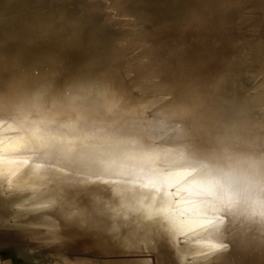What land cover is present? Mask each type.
Returning a JSON list of instances; mask_svg holds the SVG:
<instances>
[{
	"label": "water",
	"instance_id": "water-1",
	"mask_svg": "<svg viewBox=\"0 0 264 264\" xmlns=\"http://www.w3.org/2000/svg\"><path fill=\"white\" fill-rule=\"evenodd\" d=\"M70 9L0 5L37 32L84 29ZM81 35L95 43L0 55V197L32 223L1 242H129L106 264H264V119L238 48L189 75L196 54L181 69L172 42L153 44L129 78L115 35Z\"/></svg>",
	"mask_w": 264,
	"mask_h": 264
},
{
	"label": "rangeland",
	"instance_id": "rangeland-1",
	"mask_svg": "<svg viewBox=\"0 0 264 264\" xmlns=\"http://www.w3.org/2000/svg\"><path fill=\"white\" fill-rule=\"evenodd\" d=\"M40 1H45L46 4L37 7L39 9L49 7L50 2L54 0H10L7 7L19 5V2L20 5L23 3L22 5L26 6L25 2L31 5ZM89 1L92 3L96 0ZM2 2L4 0H0V3ZM104 2L103 6L98 5L96 8L99 13L105 14V17L108 15L109 18H105L104 21L111 20L112 30L118 33L115 35V42L122 48L119 56L132 60L129 78L134 76L135 67L150 61L149 53L153 44L166 45L172 42L176 51L174 58L181 66L184 65L186 56L196 54L194 60L197 64L188 67L189 75L199 70L198 65L203 54L209 53L208 56L223 58L224 54L228 55L234 48H238L232 61L239 68L235 66L237 70L233 68V71L235 74L239 73L242 95L248 96L255 104L253 115L258 120L264 119V54L260 51L264 49V0H104ZM129 2L135 3L136 7L132 10H123L122 6ZM86 9L87 7L83 13ZM94 10L92 8V11ZM137 19L141 20V23H138ZM19 21L15 16L0 13V55L7 54L8 58H17L39 48L45 49L51 44L54 48L62 49L66 46L81 47L83 42L95 43L92 37L74 36L78 29L85 34L84 29L75 27L58 32L42 27L41 31L37 32L29 28V22ZM159 21L167 26L162 25L155 31L149 29L152 24L160 23ZM260 38L262 39L259 41ZM30 41L32 45L27 47ZM163 65V69L168 71L167 65ZM184 67L186 66L181 69ZM156 69H160L159 66ZM221 247L223 245L218 248Z\"/></svg>",
	"mask_w": 264,
	"mask_h": 264
},
{
	"label": "bare ground",
	"instance_id": "bare-ground-1",
	"mask_svg": "<svg viewBox=\"0 0 264 264\" xmlns=\"http://www.w3.org/2000/svg\"><path fill=\"white\" fill-rule=\"evenodd\" d=\"M28 1V0H27ZM150 1V0H146ZM56 2V4H55ZM21 2H19L20 4ZM94 3V4H92ZM90 3L89 0H54L50 2V6L68 7L72 12L84 21L85 34H91L98 30L102 37H107L113 40V35H117L116 30H112L111 20L105 22L108 15H103L97 10L98 5L103 6L104 0H96ZM112 3V2H111ZM23 4V3H22ZM26 6L35 9L46 4L45 1L32 3ZM0 5H9L8 0L0 3ZM16 5V4H15ZM113 5V3H112ZM85 7H87L85 13ZM97 7V8H96ZM136 7L135 3H127L122 6L123 10H132ZM92 8L95 10L92 11ZM138 20V19H137ZM160 22V21H159ZM162 22L152 24L149 29L158 30L162 27ZM167 26V25H163ZM83 30V29H82ZM155 41V40H154ZM181 68V67H180ZM142 169H148L144 167ZM154 172L155 178L162 179L168 184H172L177 180V177L165 174L159 166L151 169ZM154 183V182H153ZM21 209V202L18 198L0 197V239L10 237L23 238L25 230H29L26 226L32 223H22L21 215H18V210ZM13 213V214H12ZM30 237V236H29ZM124 243V244H123ZM1 242L0 240V264H70L74 259L94 260V264H106L107 261L115 258L114 252L122 253L123 250L130 252L128 249L129 242ZM120 248V249H119ZM73 252V253H72ZM127 253V252H124ZM117 257V256H116ZM46 258V259H45ZM154 259V256L152 257ZM44 259V260H43ZM73 263V262H72Z\"/></svg>",
	"mask_w": 264,
	"mask_h": 264
}]
</instances>
